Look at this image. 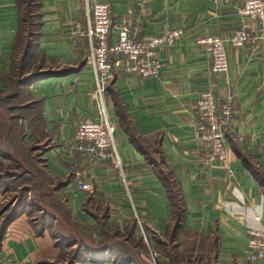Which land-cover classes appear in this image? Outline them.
I'll list each match as a JSON object with an SVG mask.
<instances>
[{
	"label": "crops",
	"instance_id": "1",
	"mask_svg": "<svg viewBox=\"0 0 264 264\" xmlns=\"http://www.w3.org/2000/svg\"><path fill=\"white\" fill-rule=\"evenodd\" d=\"M245 1L35 0L31 35L19 0H0L6 137L17 129L25 142L41 146L52 196L82 227L79 237L73 231L54 236L38 230L25 208L5 227L7 192L0 189V264H65L62 251L78 247L84 253L76 264H264L250 261L247 250L248 229L264 230V44L238 48L227 41L241 26L255 28L238 14ZM96 2L109 5L112 42L121 21L139 41L184 32L157 50V77L128 76L122 58L111 57L114 76L104 106L122 171L109 159L89 162L74 150L77 126L100 120L85 35V10ZM204 36L226 40L227 73H211L209 54L197 43ZM204 90L215 94L218 106L227 95L234 99L223 164L204 165L196 145L202 126L196 100ZM162 170L179 193V223Z\"/></svg>",
	"mask_w": 264,
	"mask_h": 264
},
{
	"label": "built area",
	"instance_id": "2",
	"mask_svg": "<svg viewBox=\"0 0 264 264\" xmlns=\"http://www.w3.org/2000/svg\"><path fill=\"white\" fill-rule=\"evenodd\" d=\"M238 14L248 16L258 25L256 34L247 32L245 27L235 31L227 41L236 47L249 43L255 47L264 42V0H248L245 6L238 10ZM86 30L90 47L87 61L90 63L95 79L94 98L99 109V122H84L76 128L75 148L89 162H100L109 159L113 168L122 171V165L117 157L113 133L115 127L106 114L104 94L108 81L113 78V65L109 61L110 55L122 58L121 71L128 76H135L144 81L157 77L162 68L157 50L174 45L183 36L182 30H174L160 36H151L147 41H138L131 36V27L123 21L115 40H110L112 21L109 18L107 4L95 3L85 10ZM226 40L217 36H206L197 40L198 45L208 52L210 70L214 76L228 71V58L225 51ZM216 96L210 90L197 94V110L202 120V126L196 138V145L203 150L204 165L210 166L215 162L223 164L229 156L226 146L225 131L231 118L234 99L227 95L226 101L216 104ZM228 173L231 172L228 170ZM82 191L90 192L88 183L78 182ZM247 250L252 262L264 260V230L248 229Z\"/></svg>",
	"mask_w": 264,
	"mask_h": 264
},
{
	"label": "rangeland",
	"instance_id": "3",
	"mask_svg": "<svg viewBox=\"0 0 264 264\" xmlns=\"http://www.w3.org/2000/svg\"><path fill=\"white\" fill-rule=\"evenodd\" d=\"M19 2L21 3V8L24 12L23 16L25 19L27 18V24L24 25L25 29H27V33L31 26L33 29L32 31H35V27L34 25H32V23L35 22V17H31V14L36 12V5H34L35 0H19ZM247 2L248 0H246L244 4L238 8V10L245 6ZM90 6L91 5H89V7ZM241 16L243 18H246L247 20L250 19L246 15ZM109 18L111 21L110 9ZM249 21L255 24V28L251 31L248 30L247 32L254 35L258 31V25L255 22H252L251 20ZM122 22L123 21H121V23ZM125 22L126 24H128L127 21ZM242 27L245 26H241L235 31L239 30ZM248 44H251L252 47H255V45L252 44L250 40ZM263 44L264 42L260 43L259 46ZM112 56L116 55H110L109 57V61L113 65L111 61ZM112 76H114V71ZM111 80L108 81V84ZM1 114L2 113H0V119L3 118V121L0 122V189L3 192H7L6 202L4 203L2 208L3 211L1 212V214L4 213V219L15 216L16 213L20 211V209L25 208L28 212L29 219L31 220V222H34L36 224L38 230L48 229L54 236L56 233L68 235L69 232L73 231L74 233H77V237H79L82 232L81 225L75 222V220H71L66 217L62 205L57 202L52 196L51 181L45 174L42 160L38 159V156L41 154V151L38 149L41 148V146L31 140L25 142L23 140L22 133L19 132L17 129L9 130L8 132H11L12 136L10 138H7L6 132L8 130L7 128H9V124L7 123L6 117H1ZM4 119L6 122L4 121ZM16 125L17 124H13L14 127ZM13 126L11 125L12 128ZM30 150L35 151L30 153ZM74 150L77 151L75 147ZM162 172L165 178H168V187L172 190V195L174 196L176 206H178L179 195L176 190V185L171 181L169 174L165 170H162ZM27 203H29L30 206H28L29 204ZM151 254L154 255V253H149L148 251V256ZM69 257V253H65L64 251H62V254L59 259L61 258V263H64L65 261L66 264L68 259L70 260L72 256L70 258Z\"/></svg>",
	"mask_w": 264,
	"mask_h": 264
},
{
	"label": "trees",
	"instance_id": "4",
	"mask_svg": "<svg viewBox=\"0 0 264 264\" xmlns=\"http://www.w3.org/2000/svg\"><path fill=\"white\" fill-rule=\"evenodd\" d=\"M35 27V26H34ZM33 29H32V26L30 27V29H29V32H30V34L31 35H34V33H35V31H32ZM111 82V81H110ZM109 86V84L107 85V87ZM106 87V88H107ZM30 151H32V150H30ZM41 154L38 156V159H40L41 158ZM42 160V159H41ZM42 163H43V161H42ZM49 179V178H48ZM53 190H55V187L53 188ZM176 190H177V188H176ZM168 192H169V194L171 195V199H172V201H173V208H174V213H175V218H176V221H177V223H179L178 222V220L180 219L179 217L181 216V213H182V210H181V201H180V197H178V206H176V203H175V199H174V196L172 195V190L169 188V190H168ZM178 192V191H177ZM178 195H179V193H178ZM62 205V204H61ZM62 207H63V210H64V212H65V215H66V217H68L69 216V214H68V212H67V210L65 209V207L62 205ZM3 211V209L1 210V212ZM14 217L15 216H12V217H8V218H6L5 219V222H4V226L6 227V225L10 222V221H12V219H14ZM136 225V224H135ZM61 236L63 237V234L61 233ZM84 252L82 251V249L81 248H75L74 250H72V251H70L69 252V255H70V257H71V259L69 260L68 259V261L66 262V264H76L77 262H78V260H80L81 259V257H82V254H83ZM101 253H104L103 251L101 252ZM122 254H124V252H122ZM69 257V258H70Z\"/></svg>",
	"mask_w": 264,
	"mask_h": 264
}]
</instances>
